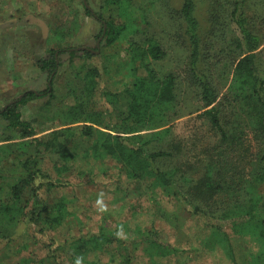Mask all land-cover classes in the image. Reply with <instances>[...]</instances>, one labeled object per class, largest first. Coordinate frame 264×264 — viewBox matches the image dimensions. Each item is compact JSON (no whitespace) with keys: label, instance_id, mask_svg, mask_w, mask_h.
I'll list each match as a JSON object with an SVG mask.
<instances>
[{"label":"trees","instance_id":"trees-1","mask_svg":"<svg viewBox=\"0 0 264 264\" xmlns=\"http://www.w3.org/2000/svg\"><path fill=\"white\" fill-rule=\"evenodd\" d=\"M152 2H160L168 10H175L170 0ZM248 2L249 0H183L182 6L176 11L177 25L174 30L187 53L185 74L191 85L199 88L204 103L203 109L196 112L219 138L201 150L196 163L191 164L182 160L186 148L175 139L171 126L180 116L175 108L180 82L176 74L165 73L158 66L169 56L165 45L157 36L148 35L140 24L135 23V13L130 11V0H106L107 6H119L123 18L130 21H126L121 29L125 32L130 29V32L138 35L128 43L125 49L127 58L124 65L119 67L120 73L127 80L120 83V88L116 90L107 87L102 89L103 97L114 108L120 107L119 113H116V122L106 125L110 131L98 130L93 126L99 122V118L90 113L93 109L88 106L94 105L95 108L96 104L91 98L100 84L111 75L118 60L111 58L102 67L90 65L97 59L90 50H70L71 56L81 57L88 65L80 74V82L77 84L80 86L70 89L76 104L64 115L66 121L86 123L79 131L82 137L95 141L89 150L84 153L71 151L70 144L75 135L71 127L55 130L44 137L38 136L35 126L24 120L19 111L20 106L38 98L37 92H28L23 98L0 110V121L5 123L6 128L21 134L26 140V157L20 159L19 168L8 173L0 167V182H3L0 195L5 190L6 181L12 180L15 183L9 190H5L6 195L2 196L0 203V221L6 220L7 230L3 236L9 238V234H14L12 231L17 230L22 223H35L43 233L46 228L55 230L70 215L66 198H52L54 189L68 187L70 183L55 178L46 170L45 162L49 156H57L62 161L61 164L68 168L80 159L88 161V158L93 157L96 161H101L111 157L130 177V182H144L148 190L154 193L153 199L157 203L163 200L172 202L177 212L189 213L200 222L202 229L213 232L208 237L210 243H226V249L235 264L238 262L232 241L233 234L250 235L251 240L255 239L263 250L254 257V264H264V195L259 193L260 188L264 187V77L258 65V57L264 46V34L255 31L248 12ZM205 5L208 26L203 24L199 16V9ZM115 21L113 17L105 20L108 29L105 37L109 45L119 35ZM230 62L229 66L233 67V71L229 74L231 82L227 102L230 109L237 108L236 114L240 116L236 117L233 124L243 131L253 133L255 139L262 143L259 156L255 158L257 172L252 180L246 179L244 166L250 158L239 154L242 151L249 152L250 149L243 142L239 129L234 130L226 121V103L221 99V88L216 84L214 76L218 71L224 76L226 72L222 69L226 70ZM39 66L52 73L59 68L55 55L40 61ZM57 76L58 74L52 75L50 86L45 92L52 98L55 97L53 85ZM236 154L241 156L240 162L244 161L241 167L235 166ZM198 162H202V165L199 166ZM249 164H254V159ZM240 181L244 183V189L237 186ZM245 188L251 195L238 196ZM162 210L167 209H156L155 216L159 217ZM165 212L164 217L171 213ZM213 235L220 240H212ZM75 242H82L89 249L96 245L97 248H102V243L123 244L126 254L122 262L130 264L133 261L130 239L127 241L102 232L100 235L77 238ZM147 242L148 253L153 259L178 253L173 245L157 239L156 235L148 236ZM71 250L74 252L65 257L61 253V247L53 243L48 245L46 257L36 264H77V260L83 262L85 252L80 254L73 248Z\"/></svg>","mask_w":264,"mask_h":264},{"label":"rangeland","instance_id":"rangeland-1","mask_svg":"<svg viewBox=\"0 0 264 264\" xmlns=\"http://www.w3.org/2000/svg\"><path fill=\"white\" fill-rule=\"evenodd\" d=\"M170 1L175 10H168L164 4L154 3L152 0H130L129 6L130 11L135 13V23L140 24L148 35L157 36L168 51V58L158 66L165 73L176 74L180 82L175 106L177 115L180 116L171 126L175 139L186 148L182 160L195 164L201 150L219 138L196 112L203 109L204 103L199 88L187 80L184 67L186 48L174 30L177 25L176 11L182 6L183 0ZM105 3L106 0H0V110L23 98L28 92H37V99L20 106L23 119L35 126L39 137L55 130L73 128L75 135L70 144L73 153H84L95 141L81 136L79 128L86 124L84 121L73 123L72 120L66 121L64 117L76 104L70 89L80 86L77 85L80 74L88 65L81 57L71 56L70 50H90L97 56L90 65L102 67L111 58L118 60L111 75L100 84L91 98L96 103L95 108L94 105L88 106L93 109L90 113L99 118V122L93 126L98 130L110 131L106 125L116 122V113H119L120 107L114 108L103 97L102 89L107 87L116 90L120 88V83L127 80L120 73L119 67L124 65L127 58L125 49L128 43L138 37L130 29L126 32L121 29L126 21H130L123 18L120 7H110ZM248 12L254 22L255 31L264 34V0H249ZM199 16L203 24L208 26L206 5L199 9ZM112 17L116 20L115 27L119 35L109 45L105 37L108 31L105 20ZM54 55L59 65L57 71L52 73L50 70L41 69L40 61ZM226 57L227 54L225 60ZM229 64L231 62L228 66ZM258 65L264 77V46L258 57ZM222 70L226 72L224 76L220 71L213 75L216 84L221 88V99L226 103L224 116L231 128L239 129L243 142L250 149L249 152L242 151L239 154L250 158L244 166L246 179L252 180L257 172L255 158L259 156L262 143L255 139L253 133L234 126L233 122L240 116L236 114L237 108L230 109L227 102L231 82L229 74L233 67ZM53 74L58 76L53 85L55 97L52 98L45 92L50 86ZM96 137L98 138L97 133ZM25 141L21 134L8 130L5 123L0 121V167L4 171L12 173L19 168L20 159L26 157ZM239 154H236L237 160L234 163L241 167L244 161H239ZM253 159L254 164H249ZM61 162L57 156H49L45 168L55 178L70 183L68 187H58L52 193L54 200L66 198L70 215L61 227L55 230L46 228L44 233L35 223H22L17 230L12 231L14 234H9V238L3 236L7 232L6 220L1 219L0 264H36L38 260L46 257L48 245L53 243L61 247V253L65 257L66 254L74 252L72 248L80 254L85 252L81 264H124L122 259L126 249L123 244L102 243V248H97L96 245L89 249L82 242L74 243L77 238L100 235L102 232L125 238L127 241L130 239V251L133 252V261L130 264H235L226 249V243H210L208 237L213 232L202 229L200 222L189 213L181 215L172 202L163 200L157 203L153 199L154 193L148 190L146 184L130 182V177L113 158L108 157L101 161H96L93 157L88 158V161L80 159L79 162L72 163L70 168ZM198 165L201 166L202 162H198ZM2 183L0 182V186ZM12 184H15L14 181H6L5 190H9ZM237 184L244 189L243 182ZM5 190L0 195V203L2 196L6 195ZM260 192L264 195V187L260 188ZM244 195H251L246 188L238 196ZM158 197L161 198L160 195ZM161 207L170 211V215L164 217L166 212L162 210L159 217L155 216L156 209ZM150 235H156L157 239L173 245L178 253L153 259L147 250V239ZM250 237L232 235L238 264H254V257L263 250ZM211 239L220 240L218 236Z\"/></svg>","mask_w":264,"mask_h":264},{"label":"clouds","instance_id":"clouds-1","mask_svg":"<svg viewBox=\"0 0 264 264\" xmlns=\"http://www.w3.org/2000/svg\"><path fill=\"white\" fill-rule=\"evenodd\" d=\"M77 264H81V261L80 260H77Z\"/></svg>","mask_w":264,"mask_h":264}]
</instances>
